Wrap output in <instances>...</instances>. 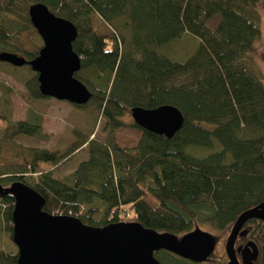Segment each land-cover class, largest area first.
<instances>
[{
    "label": "trees",
    "instance_id": "16d2710c",
    "mask_svg": "<svg viewBox=\"0 0 264 264\" xmlns=\"http://www.w3.org/2000/svg\"><path fill=\"white\" fill-rule=\"evenodd\" d=\"M259 1L0 0V52L28 60L38 55L41 47L28 39L37 32L28 13L35 3L77 27L73 49L81 68L75 76L92 92L88 103L105 119L104 131L122 127L123 117L137 106L169 104L184 116L170 139L133 123L142 133L134 147L90 140L88 159L63 177L36 170L38 162L56 163L57 152L28 147L29 173L0 169V185L22 181L45 198L44 211L95 227L140 222L178 236L200 226L229 229L242 212L264 203V84L249 57L261 35ZM93 15L114 32L99 33ZM185 35L195 40V49L172 54V43ZM25 85L33 97L46 98L37 73ZM2 120L0 147L3 138L42 131L37 114ZM0 199L14 248L0 249V264H17L15 198L0 193ZM248 223L259 248L255 264H264V222ZM154 254L162 264H219L192 262L166 250Z\"/></svg>",
    "mask_w": 264,
    "mask_h": 264
},
{
    "label": "water",
    "instance_id": "95a60500",
    "mask_svg": "<svg viewBox=\"0 0 264 264\" xmlns=\"http://www.w3.org/2000/svg\"><path fill=\"white\" fill-rule=\"evenodd\" d=\"M30 20L43 40L38 55L31 60L13 52H0V61L15 67L28 65L37 73L41 95L73 105H85L92 92L76 76L81 57L74 51L77 27L53 14L45 4L28 9ZM134 123L153 133L172 138L183 126L184 116L175 106L131 109ZM0 193L15 198L12 211V240L18 249L17 264H162L155 252L166 250L184 259L202 263L215 252L216 237L196 227L178 236L159 232L140 222H117L103 227L84 224L69 215L50 214L43 210L45 198L22 181ZM251 219L264 221V203L242 212L233 223L225 243L228 264H255L257 245L249 241L242 249L236 242ZM241 251L242 261L237 252Z\"/></svg>",
    "mask_w": 264,
    "mask_h": 264
},
{
    "label": "rangeland",
    "instance_id": "374dc122",
    "mask_svg": "<svg viewBox=\"0 0 264 264\" xmlns=\"http://www.w3.org/2000/svg\"><path fill=\"white\" fill-rule=\"evenodd\" d=\"M257 10L260 14L261 35L254 43L251 52L249 51V57L264 84V0L258 2ZM92 24L101 34L110 35L114 32L97 15H93ZM125 34L128 35V32ZM28 39L30 45L39 48L43 46V40L37 32H31ZM195 47V40L185 35L172 43L170 51L181 57L192 52ZM34 73L28 66L15 67L0 61V133L4 126L2 118L9 122L24 121L30 120L31 113H33L40 115L42 120V131L37 136L18 135L13 138H3L0 147V169L2 171H13L20 168L29 173L28 165L32 157L27 150L28 147L57 152L59 159L56 163L38 162L36 170L49 171L54 177H63L74 171L80 162L88 159V143L92 139L101 143L113 140L121 147H134L138 143L142 133L132 126L134 120L130 113L123 117L125 124L122 127L109 133L103 130L105 119L94 103L78 108L67 101H59L50 97H33L25 81ZM4 211L5 205L0 199V249L13 250L9 242L8 224ZM102 215L103 210L97 218H101ZM200 229L216 237L215 252L210 258L219 264H227L225 243L231 227L223 231L209 226H200Z\"/></svg>",
    "mask_w": 264,
    "mask_h": 264
},
{
    "label": "flooded vegetation",
    "instance_id": "af4514ba",
    "mask_svg": "<svg viewBox=\"0 0 264 264\" xmlns=\"http://www.w3.org/2000/svg\"><path fill=\"white\" fill-rule=\"evenodd\" d=\"M251 220H253V219H251ZM255 220H258V219H255ZM250 221V220H249ZM248 221V222H249ZM258 221H262V220H258ZM246 223L245 225H244V227H243V229H242V232H244V234H242V235H240L239 237H238V239H237V242H236V248H238V249H242L245 245H246V243L247 242H249V241H252V242H254L256 245H257V243L251 238V237H249V234H250V232L252 231V229H253V225L252 224H250V223ZM264 222V221H263ZM232 227V226H231ZM257 247H258V245H257ZM259 249V248H258ZM237 255H238V259L240 260V261H242V257H241V251H238L237 252ZM209 259H211V258H209ZM228 262H229V260H228ZM228 262H227V264H228Z\"/></svg>",
    "mask_w": 264,
    "mask_h": 264
}]
</instances>
